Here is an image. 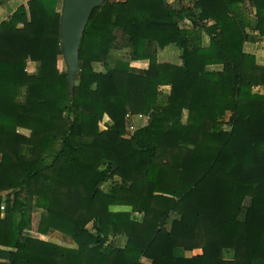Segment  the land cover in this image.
<instances>
[{"label":"trees","instance_id":"16d2710c","mask_svg":"<svg viewBox=\"0 0 264 264\" xmlns=\"http://www.w3.org/2000/svg\"><path fill=\"white\" fill-rule=\"evenodd\" d=\"M58 2L0 22V264H264V66L243 50L264 41V0H248L251 19L243 0H105L72 92ZM170 45L179 65L157 61ZM123 49L147 67L108 66ZM51 232L74 247L40 238Z\"/></svg>","mask_w":264,"mask_h":264},{"label":"rangeland","instance_id":"374dc122","mask_svg":"<svg viewBox=\"0 0 264 264\" xmlns=\"http://www.w3.org/2000/svg\"><path fill=\"white\" fill-rule=\"evenodd\" d=\"M27 1L28 0H10V1L5 2L4 4H1L0 5V22L5 20L19 5H25ZM109 1H121V0H109ZM167 1L169 3V2H172L174 0H167ZM193 1L194 0H179V2H181L186 7L192 6ZM58 6H59L58 9L61 10L62 0H59ZM243 8L246 12L245 14L249 17V19H251L253 17L254 12L249 7L248 0H243ZM188 26H189L188 22L182 23V27H188ZM246 31L248 33H252L251 28L247 29ZM205 39H206V37H205ZM166 48L167 49L160 51V57H159V54L157 57L158 60L160 59L159 61H166V62H170L173 64L178 63L179 62V57H178L179 50L174 48V46L173 47L168 46ZM243 50L245 53L253 55L255 57V60L258 63V65L259 64L264 65V41H259V42H255V43H246V44H244ZM107 60H108V66H112L114 64V62L117 60H125L126 62L129 63L130 67L135 69V70H141V68L146 67V64L143 62L139 63V61L130 60L128 52H126L125 49L111 51ZM57 67H58L60 72H66V67H65V64H64L62 58L58 59ZM93 68L96 71H102L103 70V67L101 66V64H98V63H94ZM211 69L217 70V69H219V67H212ZM27 72L28 73H35L36 72V64L35 63H28ZM162 91H165V90L162 89ZM253 92L262 93V89L261 88H255L253 90ZM228 116L229 115H227L225 117V121H227ZM106 122H107V120H106ZM100 128L101 129L104 128V123H101ZM223 129L228 130L229 127L227 125H224ZM20 132L22 134L28 135L27 130H25V131L22 130ZM128 132H131V131L129 130ZM23 151H24L25 155H29L30 149L25 147L23 149ZM108 187H109V184L107 183V184L102 185L101 189L106 191L108 189ZM120 210H124V209L120 208ZM40 212L41 211L39 209H35V208L31 211V224H30L31 231L29 232V235L38 236L34 232V230L36 228L37 221H38L37 218H38V215ZM134 217L138 220L140 219L139 214H136ZM40 238L47 240L51 243L66 247V248H73L74 247L73 242L70 239L62 236L59 232H51L47 237H40ZM122 241H123V237H121V238L118 237L114 240L113 243H115L117 245H123L124 242H122ZM199 253H200L199 251H193V252L186 253L185 255L191 257V256L199 254ZM223 257L225 259L229 260V259H231V253L230 252H224Z\"/></svg>","mask_w":264,"mask_h":264},{"label":"water","instance_id":"95a60500","mask_svg":"<svg viewBox=\"0 0 264 264\" xmlns=\"http://www.w3.org/2000/svg\"><path fill=\"white\" fill-rule=\"evenodd\" d=\"M10 0H0V4ZM105 0H62L59 21L60 48L66 67L68 89L72 92L79 72V48L92 11ZM166 1V0H163Z\"/></svg>","mask_w":264,"mask_h":264},{"label":"crops","instance_id":"0c3cea01","mask_svg":"<svg viewBox=\"0 0 264 264\" xmlns=\"http://www.w3.org/2000/svg\"><path fill=\"white\" fill-rule=\"evenodd\" d=\"M167 1V0H166ZM175 1V0H174ZM168 2V1H167ZM173 2V1H172ZM172 2H169V3H172ZM5 3V2H4ZM4 3H2V4H4ZM1 5V4H0ZM208 38L206 37V39H205V37H204V39H203V44H204V46H206L207 45V43H208ZM205 42V43H204ZM246 44V43H245ZM170 46H172L173 47V45H170ZM168 47V46H167ZM174 48H176L175 46H174ZM164 49H167L166 47L164 48ZM164 49H162V50H164ZM177 49V48H176ZM178 50V49H177ZM125 51L126 52H128L129 51V49H125ZM160 51L161 50H158L157 51V54H156V58L158 57V54H159V57H160ZM179 55H180V52L178 53V57H179ZM160 60V59H159ZM158 60V58H157V61L158 62H163V63H165L166 61H159ZM140 62H143V63H145L146 64V67H147V61H139V63ZM166 63H170V62H166ZM171 64H173V63H171ZM175 64H177V65H179L180 64V59H179V62L178 63H175ZM258 64V63H257ZM260 65V64H259ZM260 66H264V65H260ZM145 67V68H146ZM145 68H141V69H145ZM162 89H164L165 91H163V93H165V94H168L169 93V87H162V88H160V90H162ZM147 123V118L145 117V116H133V117H131L130 119H129V127H128V131L130 130L131 132L132 131H134L135 129H139V128H141V127H143V126H145V124ZM130 132V133H131ZM118 237H123V241L122 242H124L123 243V245H117V244H115L114 243V246L116 247V248H123L124 246H125V243H126V239H125V237L124 236H117V237H115L114 238V240L116 239V238H118ZM114 240H113V242H114ZM186 253H189V252H185V251H183V250H181V249H178V248H176V249H174V256H176V257H189V256H186L185 254Z\"/></svg>","mask_w":264,"mask_h":264}]
</instances>
